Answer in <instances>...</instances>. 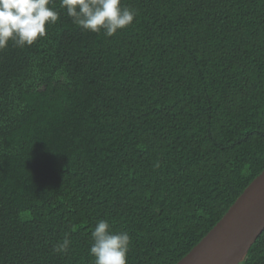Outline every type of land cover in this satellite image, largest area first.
<instances>
[{
    "label": "trees",
    "instance_id": "1",
    "mask_svg": "<svg viewBox=\"0 0 264 264\" xmlns=\"http://www.w3.org/2000/svg\"><path fill=\"white\" fill-rule=\"evenodd\" d=\"M121 6L106 36L53 0L44 37L0 50V264H93L100 220L127 264H176L264 169V0Z\"/></svg>",
    "mask_w": 264,
    "mask_h": 264
},
{
    "label": "clouds",
    "instance_id": "2",
    "mask_svg": "<svg viewBox=\"0 0 264 264\" xmlns=\"http://www.w3.org/2000/svg\"><path fill=\"white\" fill-rule=\"evenodd\" d=\"M53 0H0V50L12 41L16 47L30 46L46 35V24H55L59 13L49 7ZM60 8L73 23L85 31L113 36L132 24L137 13L121 6V0H60ZM89 255L93 264H127L130 236L113 232L106 220L96 223L91 232ZM71 241L65 237L54 252L66 253Z\"/></svg>",
    "mask_w": 264,
    "mask_h": 264
},
{
    "label": "water",
    "instance_id": "3",
    "mask_svg": "<svg viewBox=\"0 0 264 264\" xmlns=\"http://www.w3.org/2000/svg\"><path fill=\"white\" fill-rule=\"evenodd\" d=\"M264 230V169L176 264H241Z\"/></svg>",
    "mask_w": 264,
    "mask_h": 264
}]
</instances>
